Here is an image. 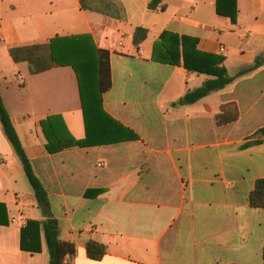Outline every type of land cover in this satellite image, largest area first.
<instances>
[{
    "label": "crops",
    "instance_id": "obj_1",
    "mask_svg": "<svg viewBox=\"0 0 264 264\" xmlns=\"http://www.w3.org/2000/svg\"><path fill=\"white\" fill-rule=\"evenodd\" d=\"M150 1L0 0V14L20 10L33 34L48 36L0 41V94L60 240L75 247L67 264H264V210L248 202L264 179V143L242 148L264 128V68L239 74L264 56V0H237L235 24L216 14V0H163L164 11L149 10ZM138 27L148 34L136 48ZM165 32L195 39L203 53L219 55L224 46L221 66L233 82L184 103L210 77L187 72L182 60L153 61ZM73 35H89L109 53L102 109L127 131L119 137L135 138L50 154L40 128L50 115H61L76 140L85 138L76 76L70 67L31 75L9 49ZM63 69L73 72L78 101ZM45 219L0 125V264H49L44 239L40 253L20 250L21 228ZM89 240L105 246L101 260L87 257Z\"/></svg>",
    "mask_w": 264,
    "mask_h": 264
},
{
    "label": "trees",
    "instance_id": "obj_2",
    "mask_svg": "<svg viewBox=\"0 0 264 264\" xmlns=\"http://www.w3.org/2000/svg\"><path fill=\"white\" fill-rule=\"evenodd\" d=\"M148 9L164 11L166 5L163 0H151L148 3ZM215 12L218 16L227 18L235 24L238 15L237 0H216ZM147 34V29L136 28L132 38L133 45L138 48L146 40ZM196 46L195 39L179 37L169 32L163 33L153 46V61L177 65L182 60L187 72L210 77L200 87L185 94L183 101L186 104H194L211 93L223 90L235 79L228 76L227 71L221 66L224 62L222 55L200 52ZM9 55L14 63H26L31 75L44 73L54 68L70 67L76 76L85 138L76 140L69 132L61 115H50L40 121L41 131L47 141L48 153L93 145H107L135 138L131 134L128 137H119V131L126 130L109 118L102 109V95L111 89L110 56L107 51L98 49L89 35L56 36L43 44L12 47L9 49ZM261 67L264 68V56L256 57L252 65L241 70L239 74ZM0 125L21 163L38 208L46 217L43 221L28 220L21 228L20 250L30 254L40 253L41 240L44 239L49 264H67V257L74 255L75 247L72 243L60 240L59 222L51 217L47 192L25 154L1 94ZM254 137L255 141L244 144L242 148L247 149L263 144L264 128L258 130ZM248 202L251 208L264 210V179L255 182L248 196ZM105 251V246L94 240L86 243V254L90 260H101Z\"/></svg>",
    "mask_w": 264,
    "mask_h": 264
},
{
    "label": "rangeland",
    "instance_id": "obj_3",
    "mask_svg": "<svg viewBox=\"0 0 264 264\" xmlns=\"http://www.w3.org/2000/svg\"><path fill=\"white\" fill-rule=\"evenodd\" d=\"M30 26H31V19L28 18L24 12H22L20 10L11 11L10 9H7V10L1 12V14H0V28H2V30H5L7 32L6 37L4 36L3 33L0 32V41L4 40L6 43L15 42V43L23 44V43L40 42V41H43V39H45L44 37H48V36H46L47 34H41L40 36L33 34ZM6 27H13V28H6ZM23 29H25L28 33L23 32L22 31ZM54 29L56 31H58L57 33H60L62 35L73 34L72 32H70L69 28H66L64 30V32H62V30H59L58 28H54ZM10 31H14L17 33V35H18L17 41L18 42H16V40H14V38H12ZM23 66L24 67H22V68H25L27 65H23ZM63 70H65L64 72H66L67 74H70V76H72V87H73V91H74V101H75V96H76V100L78 101L76 83H75L73 72L70 69H63Z\"/></svg>",
    "mask_w": 264,
    "mask_h": 264
},
{
    "label": "built area",
    "instance_id": "obj_4",
    "mask_svg": "<svg viewBox=\"0 0 264 264\" xmlns=\"http://www.w3.org/2000/svg\"><path fill=\"white\" fill-rule=\"evenodd\" d=\"M225 51H226V48L224 46H222V45H219L218 54L219 55H223L225 53Z\"/></svg>",
    "mask_w": 264,
    "mask_h": 264
}]
</instances>
